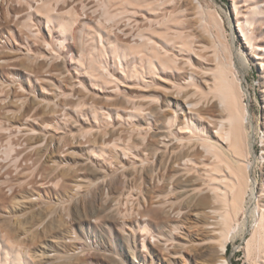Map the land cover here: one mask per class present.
<instances>
[{
  "label": "rangeland",
  "instance_id": "1",
  "mask_svg": "<svg viewBox=\"0 0 264 264\" xmlns=\"http://www.w3.org/2000/svg\"><path fill=\"white\" fill-rule=\"evenodd\" d=\"M254 1L0 0V234L25 245L34 264L188 263L179 253L153 245V238L144 240L139 216L127 217L124 201H111L109 195L117 196L132 182L144 192L134 196L133 208L136 201L157 206L154 178L167 172L157 166L167 153L162 140L177 145L159 132H168L173 114L178 123L187 119L189 109L175 91L190 74L187 90H196L203 118L224 115L212 92L213 73L231 58L227 73L232 76L235 69L242 78L248 92L244 103L256 116L264 113V56L244 44L237 25L250 16ZM255 26L256 42L264 47V23ZM148 40L177 55L187 76L142 75ZM132 104L147 106L153 117H131ZM194 125L191 134L198 137L210 128L204 120ZM171 127L179 135L178 126ZM148 139L153 142L144 168L148 174L139 179L145 157L141 142ZM105 142L114 144L97 154ZM129 142L140 148L124 149ZM255 149L260 153L258 142ZM198 168L189 165V188L200 182ZM261 171L255 168L257 179ZM114 184L120 188L112 190ZM180 226L176 242L202 249L191 241L198 226L189 221ZM249 235L246 226L228 242L231 264H247Z\"/></svg>",
  "mask_w": 264,
  "mask_h": 264
},
{
  "label": "bare ground",
  "instance_id": "2",
  "mask_svg": "<svg viewBox=\"0 0 264 264\" xmlns=\"http://www.w3.org/2000/svg\"><path fill=\"white\" fill-rule=\"evenodd\" d=\"M219 20L222 21V18L219 17ZM261 20L264 23V0L262 2L255 0L250 8V16L244 21L237 20L244 44L258 53L259 58H263L261 56H264V51H258L264 50V47L256 42L255 32L258 27L255 26V22ZM210 22L211 20L208 22L211 26ZM62 26L67 29L70 24L65 22ZM178 47L180 50L184 49L182 46ZM142 51V75L155 72L186 75V69L180 66L181 60L177 55L170 53L165 46L160 47L148 40ZM228 59L230 61L216 67L212 84V92L218 100L216 105L221 108L224 115L203 118L200 112L202 109L199 104L200 98L197 97L196 90L193 92L187 90L193 82L192 74L188 77L186 75L184 79L187 81L177 86L176 99L184 100L190 115L186 114L187 119L178 123V115L173 114L167 120L170 123L168 132H159L162 139L168 137V141L172 139L177 145L170 146L168 142L162 140L164 152L167 153L165 159L160 160L157 166L161 171L166 168L167 172L165 175L161 172L158 177L156 174L154 178L157 185L153 186L152 192L157 206L141 207L140 202L136 201V206L133 208L134 200H137L134 196H143L144 192L140 185L132 182L127 183L117 196L109 195L112 197L111 201L113 199L116 202L124 201L127 217L134 213L139 216L138 222L144 240L146 236L153 238V245H159L169 253H179V256L184 257L188 262L186 264H231L227 258L228 242L234 240L236 235H242L246 226H250V235L244 245L245 260L247 264H264V113L256 116L255 112L244 103L242 96L247 95L248 92L244 89L242 78L235 69L232 76L228 75L227 68L231 66V58ZM245 61L246 58L241 59V63ZM92 65L97 71L98 66L95 63ZM262 66L264 70L263 63ZM135 74L136 71L132 69L130 76ZM152 101L156 103L158 100ZM261 103L264 110V80ZM91 108L96 112L93 106ZM127 111L131 117L145 115L153 117L152 111L143 104H132ZM195 120H204L210 126L206 128L207 133L203 137L191 134L193 129H196ZM172 125L178 126L176 132L179 135L173 133ZM257 142L260 145V153L255 149ZM152 143L149 139L141 142L145 157L142 160L143 172L139 179H142V176L145 179L148 174L145 173L144 168L151 158L149 149ZM113 144L114 142H105L104 145L96 147V153L104 154ZM139 148V145L133 142L124 146L126 150ZM157 150L158 148H155L154 154ZM196 157L203 162L195 161ZM192 163L199 167L197 171L200 174V182L189 188V165ZM174 164L178 167L175 168ZM257 166L262 170L260 179L254 175ZM153 170H156V166ZM114 188L117 190L120 187L111 185V189ZM185 221H189L190 225L198 226L200 232L196 235V239L191 241H197V245L202 249L193 252L191 246L187 247L184 243L176 242L175 235L180 232V225ZM0 235L2 239L0 264H34L33 258L29 255L30 251L25 245L19 244V241L15 243L9 234ZM212 241L216 243L211 244ZM205 244L207 245L204 246ZM142 246L146 247L144 242ZM176 247L178 248L176 251H170L171 248ZM150 257L153 261L151 252ZM131 263L136 264L134 260Z\"/></svg>",
  "mask_w": 264,
  "mask_h": 264
}]
</instances>
